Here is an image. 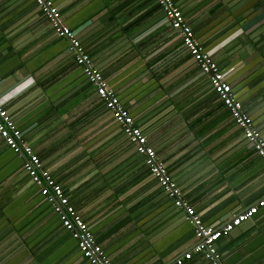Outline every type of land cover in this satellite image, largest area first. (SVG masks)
I'll use <instances>...</instances> for the list:
<instances>
[{
	"label": "crops",
	"instance_id": "crops-1",
	"mask_svg": "<svg viewBox=\"0 0 264 264\" xmlns=\"http://www.w3.org/2000/svg\"><path fill=\"white\" fill-rule=\"evenodd\" d=\"M264 133V0H174ZM184 196L222 225L264 195V161L155 0H54ZM0 100L115 264H168L193 225L36 0H0ZM264 264V206L217 241ZM0 264H90L0 135ZM183 264H210L195 252Z\"/></svg>",
	"mask_w": 264,
	"mask_h": 264
},
{
	"label": "built area",
	"instance_id": "built-area-1",
	"mask_svg": "<svg viewBox=\"0 0 264 264\" xmlns=\"http://www.w3.org/2000/svg\"><path fill=\"white\" fill-rule=\"evenodd\" d=\"M155 1L172 26L179 30L185 48L209 78L219 98L229 109L233 121L242 129L244 137L264 161V133L255 125L253 117L247 112L242 101L234 95L227 74L220 68L212 52L198 40L192 26L175 1ZM36 2L56 33L68 40L69 49L74 54L76 63L82 68L107 108L111 110L115 120L122 126L125 135L136 145L137 151L144 155L150 173L174 203L185 211L186 219L193 225L196 236L195 244L182 256L168 264H183L184 260L192 258L195 252L203 253L210 264H227L222 260V253L218 248L217 241L235 226L254 216L264 206V195L244 210L234 213L224 224L217 226L207 224L201 213L184 196L165 163L159 160L156 150L148 143V138L142 128L135 124L129 109L124 106L117 92L104 77L102 70L94 63L76 30L65 23L54 0H36ZM0 135L6 144L23 159L25 170L39 186L41 194L58 214L63 226L77 240L80 251L90 264H115L86 220L71 202L63 185L55 179L50 170L42 163L39 154L24 139L22 130L1 100Z\"/></svg>",
	"mask_w": 264,
	"mask_h": 264
}]
</instances>
